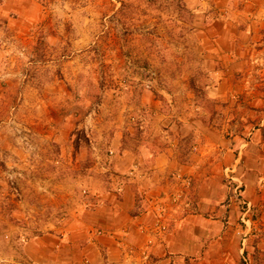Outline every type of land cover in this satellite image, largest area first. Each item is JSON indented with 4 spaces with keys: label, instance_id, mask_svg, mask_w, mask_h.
<instances>
[{
    "label": "rangeland",
    "instance_id": "rangeland-1",
    "mask_svg": "<svg viewBox=\"0 0 264 264\" xmlns=\"http://www.w3.org/2000/svg\"><path fill=\"white\" fill-rule=\"evenodd\" d=\"M261 129L264 0H0V264L101 237L156 264L215 189L245 261L264 229L237 155ZM125 201L152 216L139 247L99 224Z\"/></svg>",
    "mask_w": 264,
    "mask_h": 264
},
{
    "label": "crops",
    "instance_id": "crops-1",
    "mask_svg": "<svg viewBox=\"0 0 264 264\" xmlns=\"http://www.w3.org/2000/svg\"><path fill=\"white\" fill-rule=\"evenodd\" d=\"M237 157L243 159L240 172L246 184L245 199L249 200L255 209L260 210V224L264 229V186L260 191L257 190L259 183L264 184V129L254 134L252 141L238 153ZM220 199L219 192L215 189L210 196L202 198L198 204L197 214L177 219L170 233L156 245L153 252L154 262L156 264H264V242L255 241L253 235L247 239L246 259L242 261L240 238L237 235L240 229L236 222L237 216L230 214V217H226L223 213L224 209L220 207L222 204ZM123 203L122 207L119 206L120 213H114L113 217H106V220L105 218L99 220V224L104 226L106 221L113 222L114 226L111 227L128 231L129 245L139 247L144 237L140 235L138 227L149 221L152 216L144 211L130 216L129 213L136 207V202ZM234 208L235 206L231 207L230 211L234 212ZM80 246H75L73 258L75 261L78 260L76 264H82L81 260L85 254L90 264H146L140 253H136L139 254L136 259L130 252L121 250L119 241L112 238H97L94 244L87 246V251L86 248L80 249ZM80 251L83 255L79 254ZM66 256L67 253L62 255L63 258Z\"/></svg>",
    "mask_w": 264,
    "mask_h": 264
}]
</instances>
